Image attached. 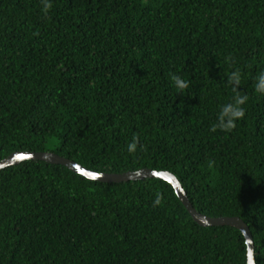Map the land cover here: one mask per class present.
<instances>
[{
    "label": "trees",
    "instance_id": "obj_1",
    "mask_svg": "<svg viewBox=\"0 0 264 264\" xmlns=\"http://www.w3.org/2000/svg\"><path fill=\"white\" fill-rule=\"evenodd\" d=\"M44 2L0 0V160L167 170L198 212L240 217L264 264V0ZM238 95L244 117L212 131ZM246 262L241 231L197 224L164 180L42 160L0 170V264Z\"/></svg>",
    "mask_w": 264,
    "mask_h": 264
},
{
    "label": "water",
    "instance_id": "obj_2",
    "mask_svg": "<svg viewBox=\"0 0 264 264\" xmlns=\"http://www.w3.org/2000/svg\"><path fill=\"white\" fill-rule=\"evenodd\" d=\"M24 160H42L51 164H60L74 173H77L87 179L107 183H120L124 181L140 180L143 178H158L171 184L179 200L184 205L192 219L201 226H232L241 231L244 236L247 247L246 264H256L254 257V242L249 226L237 216L228 217H209L198 212L191 204L181 183L177 177L167 170H153L142 168L136 171H126L122 173L96 172L90 170L75 161L62 157L56 153L48 151H15L0 160V170L9 166L16 165Z\"/></svg>",
    "mask_w": 264,
    "mask_h": 264
},
{
    "label": "clouds",
    "instance_id": "obj_3",
    "mask_svg": "<svg viewBox=\"0 0 264 264\" xmlns=\"http://www.w3.org/2000/svg\"><path fill=\"white\" fill-rule=\"evenodd\" d=\"M51 7L50 0H45L44 11H47ZM172 80L177 89L183 90L188 87L187 81L183 80L179 76H173ZM230 80L239 84L240 82V72L234 71L230 76ZM256 90L260 93H264V73H261L257 78ZM247 96H237L234 103L226 104L222 107L220 114L218 116V124L214 125L212 131H215L217 127L221 130L229 131L235 127V123L240 118L244 117L245 110L242 105L247 101ZM137 143L133 141L128 145V151L134 152L136 150ZM162 202V197L158 193L154 200L153 206L160 205Z\"/></svg>",
    "mask_w": 264,
    "mask_h": 264
}]
</instances>
